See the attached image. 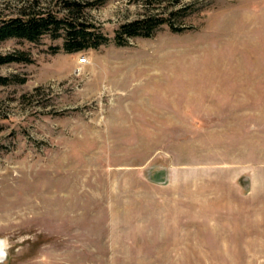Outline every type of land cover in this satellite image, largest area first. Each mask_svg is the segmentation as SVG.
<instances>
[{
  "label": "rangeland",
  "instance_id": "rangeland-1",
  "mask_svg": "<svg viewBox=\"0 0 264 264\" xmlns=\"http://www.w3.org/2000/svg\"><path fill=\"white\" fill-rule=\"evenodd\" d=\"M176 1H76L96 48L0 41L32 59L0 65L25 78L0 84V264H264V0ZM179 4L178 31L113 41Z\"/></svg>",
  "mask_w": 264,
  "mask_h": 264
},
{
  "label": "trees",
  "instance_id": "trees-1",
  "mask_svg": "<svg viewBox=\"0 0 264 264\" xmlns=\"http://www.w3.org/2000/svg\"><path fill=\"white\" fill-rule=\"evenodd\" d=\"M78 0L66 2L68 13L61 15L51 11L35 10L38 5L33 0L28 4H21L14 12L7 14L4 6L0 7V41L9 38H23L29 41H37L41 35L51 31L54 36L59 35V30L64 31V41L62 48L66 52H76L87 48H96L100 44L106 43L107 38L102 34L95 35L88 30L90 26L82 22H74L69 12L72 5L78 4ZM151 1V0H150ZM178 3V0L176 1ZM180 5V4H179ZM133 20L124 22L118 26L114 32L113 41L117 45L126 43L129 37H151L155 31L163 24L169 25L173 31L180 28L169 22V17L176 13H184L186 6L180 5L176 10L156 8ZM176 11V12H175ZM30 56L24 52L0 53V65L11 62H31ZM25 78L17 76L0 75V84L23 83Z\"/></svg>",
  "mask_w": 264,
  "mask_h": 264
},
{
  "label": "crops",
  "instance_id": "crops-1",
  "mask_svg": "<svg viewBox=\"0 0 264 264\" xmlns=\"http://www.w3.org/2000/svg\"><path fill=\"white\" fill-rule=\"evenodd\" d=\"M230 71V70H229ZM229 71H227L225 74H223L221 77H220V79H219V81H220V83H215V85L214 86H217V87H220L221 89L223 88V90H225V91H229V90H235L236 88L235 87H233L232 86V84L231 83H224V81L226 82V81H229V79H231V78H227V74L228 75H230V74H233L234 72H231V73H229ZM231 71H233V70H231ZM205 73V72H204ZM223 73V72H222ZM217 87H215V90H218L217 89ZM189 92H190V89H189ZM204 96H205V94H204ZM208 95H206L205 97H207ZM194 97H195V95L194 94H192L191 92H190V98L189 99H194ZM221 96L220 95H218V98H220ZM225 97H228V99L230 98V96H229V94L227 93L226 95H225ZM202 120V119H201Z\"/></svg>",
  "mask_w": 264,
  "mask_h": 264
},
{
  "label": "bare ground",
  "instance_id": "bare-ground-1",
  "mask_svg": "<svg viewBox=\"0 0 264 264\" xmlns=\"http://www.w3.org/2000/svg\"><path fill=\"white\" fill-rule=\"evenodd\" d=\"M4 249L1 247V244H0V259H2V257L4 256Z\"/></svg>",
  "mask_w": 264,
  "mask_h": 264
},
{
  "label": "built area",
  "instance_id": "built-area-1",
  "mask_svg": "<svg viewBox=\"0 0 264 264\" xmlns=\"http://www.w3.org/2000/svg\"><path fill=\"white\" fill-rule=\"evenodd\" d=\"M80 61H81V62H85V58H81Z\"/></svg>",
  "mask_w": 264,
  "mask_h": 264
}]
</instances>
